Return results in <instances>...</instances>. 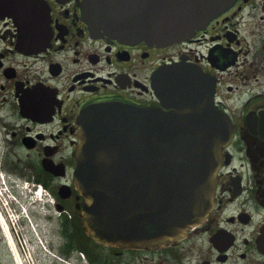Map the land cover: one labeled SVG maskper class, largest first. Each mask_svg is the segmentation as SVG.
<instances>
[{"label":"flooded vegetation","instance_id":"1","mask_svg":"<svg viewBox=\"0 0 264 264\" xmlns=\"http://www.w3.org/2000/svg\"><path fill=\"white\" fill-rule=\"evenodd\" d=\"M82 1L0 0V167L22 166V176L47 190L60 207L56 228L78 264H264V0H232L159 42L92 26ZM198 80L210 87L230 131L213 206L160 246L94 241L74 185L82 113L111 102L170 112L164 97L197 105ZM193 111L179 116L181 132L182 120L209 119ZM197 126L198 135H211L215 121Z\"/></svg>","mask_w":264,"mask_h":264},{"label":"water","instance_id":"2","mask_svg":"<svg viewBox=\"0 0 264 264\" xmlns=\"http://www.w3.org/2000/svg\"><path fill=\"white\" fill-rule=\"evenodd\" d=\"M230 1L83 0L81 6L89 24L112 36L159 42L179 37L194 21L207 20ZM186 73L197 76L198 71ZM204 86L195 88L202 91L197 105L164 97V106L174 108L170 112L112 102L82 113L73 150L74 184L82 196V225L94 241L160 246L211 209L230 131L212 103L210 87ZM193 109L214 119L213 134L198 135L197 125L208 123L202 117L182 120L183 132L178 129L179 116H194Z\"/></svg>","mask_w":264,"mask_h":264},{"label":"rangeland","instance_id":"3","mask_svg":"<svg viewBox=\"0 0 264 264\" xmlns=\"http://www.w3.org/2000/svg\"><path fill=\"white\" fill-rule=\"evenodd\" d=\"M16 169L13 165L0 167V205L24 264H78L56 228L57 213L45 203L44 195L43 205H28L32 192L20 188L23 167ZM4 239L0 229V264H15Z\"/></svg>","mask_w":264,"mask_h":264},{"label":"bare ground","instance_id":"4","mask_svg":"<svg viewBox=\"0 0 264 264\" xmlns=\"http://www.w3.org/2000/svg\"><path fill=\"white\" fill-rule=\"evenodd\" d=\"M1 194V191H0ZM0 229L3 234V237L5 238L6 243L8 244L9 250L12 254V258L14 260L15 264H24V260H22L19 250L16 246L15 239L13 237V234L11 232L10 226L8 224L7 219L5 218L4 214L2 213L0 209Z\"/></svg>","mask_w":264,"mask_h":264}]
</instances>
